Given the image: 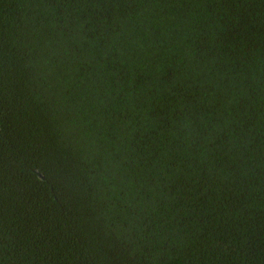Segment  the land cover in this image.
<instances>
[{"label": "trees", "instance_id": "trees-1", "mask_svg": "<svg viewBox=\"0 0 264 264\" xmlns=\"http://www.w3.org/2000/svg\"><path fill=\"white\" fill-rule=\"evenodd\" d=\"M0 264H264V0H0Z\"/></svg>", "mask_w": 264, "mask_h": 264}]
</instances>
